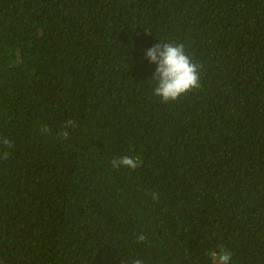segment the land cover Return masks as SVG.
Here are the masks:
<instances>
[{
	"label": "trees",
	"instance_id": "16d2710c",
	"mask_svg": "<svg viewBox=\"0 0 264 264\" xmlns=\"http://www.w3.org/2000/svg\"><path fill=\"white\" fill-rule=\"evenodd\" d=\"M161 41L202 65L174 102ZM0 135V264H264V0H0Z\"/></svg>",
	"mask_w": 264,
	"mask_h": 264
},
{
	"label": "clouds",
	"instance_id": "9594fccd",
	"mask_svg": "<svg viewBox=\"0 0 264 264\" xmlns=\"http://www.w3.org/2000/svg\"><path fill=\"white\" fill-rule=\"evenodd\" d=\"M147 58L157 65L155 75L151 78L155 81L153 94L161 98L164 103L177 101L183 95L198 89L201 86L202 65L194 62V60L186 53L185 45L178 42H162L156 44L147 50ZM75 120L69 119L64 122L62 129L57 133V137L62 140L70 138V128L78 127ZM40 133L48 135L51 129L47 123H42ZM13 142L7 136L0 135V151H3L2 159H8L10 153L4 149L13 148ZM113 169L122 167L135 170L139 166L138 159L123 155L111 160ZM154 201L160 199L159 193H150ZM148 239L147 234L139 235L138 241L145 242ZM212 264H230L232 253L230 250L221 249L220 251L212 250L209 253ZM133 264H143L141 260H134Z\"/></svg>",
	"mask_w": 264,
	"mask_h": 264
}]
</instances>
